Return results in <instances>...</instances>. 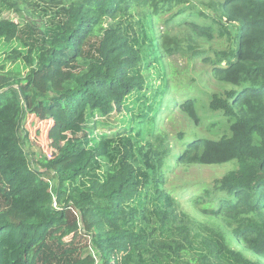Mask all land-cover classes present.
Wrapping results in <instances>:
<instances>
[{"label": "trees", "instance_id": "1", "mask_svg": "<svg viewBox=\"0 0 264 264\" xmlns=\"http://www.w3.org/2000/svg\"><path fill=\"white\" fill-rule=\"evenodd\" d=\"M50 3L47 23L0 19L13 64L0 68V264H264V0H208L186 13L189 0H0L18 13ZM183 51L223 84L201 108L226 125L216 138L179 132L173 152L158 122L176 104L165 56ZM199 100L177 109L198 122ZM31 114L58 120L55 143L67 124L81 135L34 162ZM229 162L188 199L186 186H166L175 166Z\"/></svg>", "mask_w": 264, "mask_h": 264}, {"label": "rangeland", "instance_id": "2", "mask_svg": "<svg viewBox=\"0 0 264 264\" xmlns=\"http://www.w3.org/2000/svg\"><path fill=\"white\" fill-rule=\"evenodd\" d=\"M53 2V1H52ZM208 0H189V3L182 4L184 7V13L188 10L190 5H194L195 9L204 10L205 4ZM22 12L18 13L12 9H8L3 5H0V19H10L15 23H19L22 26L28 20L34 21H45L53 15L56 9V5L50 4H38L34 7L33 5L21 6ZM208 9L206 8L205 11ZM168 15L162 16L163 22L158 24L159 29H163L166 24H164L165 19ZM182 22V21H181ZM178 22H173L169 26L173 27L171 31H175L180 28ZM191 27L184 26L181 35L185 38H190ZM204 47H208L214 44V40L203 41L199 40ZM11 48L10 43H4L0 45V68L5 70L11 68L13 64L9 61L4 60L6 51ZM165 66L169 73V94L172 95V99L176 100L175 107L171 108V117H165V113H162L164 118H160L158 122L159 129L161 133L169 137L170 143L173 144L172 149L178 151L182 149L175 141V138L179 132H183L186 137H193L194 135H199L206 138H216L223 134L225 129V121L223 118L210 115L207 111L201 108L204 104V100L210 92L221 91L223 84L219 83L211 74L207 62L202 57H196L192 55L189 51H183L179 53H174L165 56ZM19 71H24L20 68ZM157 83V82H156ZM155 83V84H156ZM225 86V85H224ZM184 95V96H182ZM190 97H200L197 114L200 117L198 122L190 120L188 115L179 112L178 103L179 99H185ZM110 120L113 123L117 122V114H113ZM53 127L58 128L59 122L56 118L47 117V119H40L35 115H27L23 124V131L28 133V140L25 141L24 148L29 154H31L33 161L36 158L46 157L47 159H54L58 154L63 141L66 138H79L81 135L80 123L73 125H66L63 133L60 135V140L58 143L53 141L54 137H51L49 133L53 130ZM74 161V160H73ZM71 161L66 162V165L71 164ZM40 167V166H39ZM235 168L234 163H223V164H190V165H178L172 168L168 173V182L166 186L169 190L176 189L179 185L186 186V194H184L185 199H188L189 195L193 191L197 190L200 186L211 185L213 181L220 178L227 171ZM178 197L182 203L180 210L185 211L192 219H196L199 222H206L203 215L195 209L191 204L183 203L181 195L177 193L174 194ZM54 205V204H53ZM85 230L81 226V231ZM80 234V233H79ZM78 236V243L83 245L86 242L87 237L81 233ZM89 252L95 256V259L99 261L98 256L95 255L94 250L91 251L89 247ZM87 250V251H88ZM85 252V254L87 253ZM101 264V262H97Z\"/></svg>", "mask_w": 264, "mask_h": 264}, {"label": "built area", "instance_id": "3", "mask_svg": "<svg viewBox=\"0 0 264 264\" xmlns=\"http://www.w3.org/2000/svg\"><path fill=\"white\" fill-rule=\"evenodd\" d=\"M55 205V204H54Z\"/></svg>", "mask_w": 264, "mask_h": 264}]
</instances>
